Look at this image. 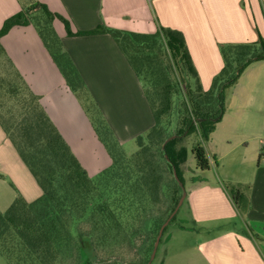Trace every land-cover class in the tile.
<instances>
[{
    "label": "trees",
    "instance_id": "obj_1",
    "mask_svg": "<svg viewBox=\"0 0 264 264\" xmlns=\"http://www.w3.org/2000/svg\"><path fill=\"white\" fill-rule=\"evenodd\" d=\"M20 1L21 11L5 19L0 38L16 26L36 30L111 164L88 175L0 46L11 71L0 77V128L41 189L36 200L26 202L17 194L0 211V253L16 251L31 264H148L158 231L182 194L173 169L183 183L180 165L187 155L183 141L194 134L202 142L208 140L224 114V91L250 64L264 60V36L254 43L219 45L223 66L204 91L179 31L158 27L153 34H138L98 26L73 33L68 22L46 5ZM54 20L62 23L69 37L110 36L142 82L152 125L135 137L133 153L124 152L88 97L54 30ZM188 153L196 170L210 169L201 142ZM223 188L237 209L245 211L241 186ZM128 252L133 256L127 262L123 259Z\"/></svg>",
    "mask_w": 264,
    "mask_h": 264
},
{
    "label": "crops",
    "instance_id": "obj_2",
    "mask_svg": "<svg viewBox=\"0 0 264 264\" xmlns=\"http://www.w3.org/2000/svg\"><path fill=\"white\" fill-rule=\"evenodd\" d=\"M33 1L62 16L73 33L98 26L138 34H153L158 27L179 31L204 91L223 66L219 45L254 43L264 36V0ZM23 5L20 0H0V28ZM53 27L120 145L145 133L152 117L144 87L111 37H69L58 20ZM0 46L88 175L109 167V155L36 30L31 25L13 27L0 38ZM227 94L222 118L208 140L201 141L210 165L205 173L216 180L192 184L180 206L188 223L179 228L185 233L181 235L197 239L166 250L161 264H264V158L259 155L264 139V60L250 64ZM230 155L237 171L222 178L216 160ZM0 183L8 190V206L17 194L26 202L41 195L1 128ZM224 184L241 186L245 211L237 209Z\"/></svg>",
    "mask_w": 264,
    "mask_h": 264
},
{
    "label": "rangeland",
    "instance_id": "obj_3",
    "mask_svg": "<svg viewBox=\"0 0 264 264\" xmlns=\"http://www.w3.org/2000/svg\"><path fill=\"white\" fill-rule=\"evenodd\" d=\"M10 68L7 65V63L5 62L4 58L0 55V77H2L3 75H11L10 74ZM231 88H228L224 91V95H229L227 93H229ZM88 97H90V99L96 103V99L92 96L89 95V93L87 92ZM199 142H201V140L194 134V135H190L189 137H187L184 141H183V145L185 146V148L187 149V155L185 156L184 159V163L180 165V169L182 170L181 175L183 178V188L184 191L186 192L189 187L192 184H200L202 182H209V181H215L216 178L214 176H209L207 173L203 172L200 173L197 170V173L195 172L194 169V159L193 157L188 153L189 152V148L195 146L196 144H198ZM123 150L126 154H131L134 152V150L136 149V143L135 141H127L123 144ZM221 149L223 150H227L225 146H222ZM234 155V154H232ZM232 155H230L229 157H223L221 159V161H217V164L219 165L218 168V174H220L221 176H223L222 178H224L225 176H231L234 172L237 171V166L232 167ZM236 155V154H235ZM238 159L235 158V162H237ZM8 194V190L7 188H3L1 186L0 183V211L1 210H5V208L8 206L6 205L8 202L7 200L9 199ZM8 196V197H7ZM8 208V207H7ZM184 208H180V210L178 211V213L175 216V219L166 226V231L165 233H162L161 236V241L160 243H158V246L156 248V252H155V256L153 259V263L154 264H161V259L162 257H164L166 250H172L173 248H175L176 246L182 247L181 243H192L195 239H197L196 237H191L190 235L183 236L181 234H185V233H181L179 228L185 227L187 226V222L184 220V216H183V210ZM183 237V240H182ZM170 240V241H169ZM186 240V241H184ZM169 241V242H168ZM179 241V243L177 242ZM177 242V243H176ZM169 243V244H168ZM168 244V245H167ZM176 244V246H175ZM126 252V251H125ZM129 253V252H128ZM188 253L191 252H186V257H188ZM133 256V252L129 253L127 255V257H125L123 260L127 261L129 259H131V257ZM121 258V257H120ZM0 264H31L29 261L24 260L23 255L22 254H18L16 253V251H10V249H8V251L6 253H0Z\"/></svg>",
    "mask_w": 264,
    "mask_h": 264
},
{
    "label": "water",
    "instance_id": "obj_4",
    "mask_svg": "<svg viewBox=\"0 0 264 264\" xmlns=\"http://www.w3.org/2000/svg\"><path fill=\"white\" fill-rule=\"evenodd\" d=\"M173 138H174V136H171L170 138H168V139L165 141V143H166L167 141L173 139ZM165 143H164V144H165ZM164 144H163V145H164ZM173 176H174V179L177 181L179 187L182 189V194H181V197H180L179 200H178V203H177L175 209H174L173 212L169 215V217L166 219V221L161 225V227H160V229H159V231H158V234H157V237H156V239H155V242H154V245H153V250H152V253H151V255H150V259H149V261H148V264H151V262H152L153 259H154L155 252H156V248H157V246H158V243H159V241H160V238H161V236H162V233H163L164 228L168 225L169 221H170V220L172 219V217L176 214V212L178 211V209H179L180 206L182 205L184 198L186 197V192L184 191V188H183L182 183L178 180V177H177L176 172H175L174 169H173Z\"/></svg>",
    "mask_w": 264,
    "mask_h": 264
},
{
    "label": "built area",
    "instance_id": "obj_5",
    "mask_svg": "<svg viewBox=\"0 0 264 264\" xmlns=\"http://www.w3.org/2000/svg\"><path fill=\"white\" fill-rule=\"evenodd\" d=\"M260 157L264 158V139L261 142L260 145V152H259Z\"/></svg>",
    "mask_w": 264,
    "mask_h": 264
}]
</instances>
